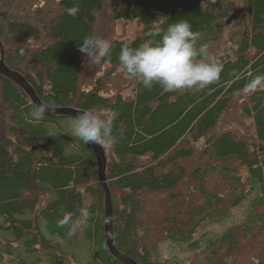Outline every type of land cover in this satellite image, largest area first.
<instances>
[{
  "label": "trees",
  "instance_id": "16d2710c",
  "mask_svg": "<svg viewBox=\"0 0 264 264\" xmlns=\"http://www.w3.org/2000/svg\"><path fill=\"white\" fill-rule=\"evenodd\" d=\"M130 17L141 28L120 39L117 22ZM181 19L198 46L221 41L210 56L218 82L145 89L121 68V48L158 41ZM86 36L109 39L110 59L90 63L78 50ZM1 51L42 103L118 113L104 150L119 252L137 264H264V85L245 91L264 75V0H0ZM34 106L0 74V264H83L80 246L94 264H124L105 241L92 145L66 130L73 117L30 122ZM244 201L242 220L207 236ZM80 208L91 218L68 237L58 221ZM165 243L188 256L162 258Z\"/></svg>",
  "mask_w": 264,
  "mask_h": 264
},
{
  "label": "clouds",
  "instance_id": "9594fccd",
  "mask_svg": "<svg viewBox=\"0 0 264 264\" xmlns=\"http://www.w3.org/2000/svg\"><path fill=\"white\" fill-rule=\"evenodd\" d=\"M77 7L68 9L75 16ZM160 35L158 41H147L138 48L123 46L119 54L121 68L137 80L145 89L159 85L167 91L198 92L218 82L222 65L215 57L208 56L206 45H199V34L192 30L186 20L170 23ZM86 59L99 63L110 59L112 42L99 36H86L78 49ZM264 85V75L249 81L246 92H255ZM54 111L48 102L34 106L28 113L30 122L39 123L45 114ZM118 113L111 111L105 115L93 109L78 112L72 121V134L83 144H96L110 148L116 143L113 135V121ZM122 135V133H121ZM88 208H80L78 215L65 214L58 227H67V236H75L91 218Z\"/></svg>",
  "mask_w": 264,
  "mask_h": 264
},
{
  "label": "water",
  "instance_id": "95a60500",
  "mask_svg": "<svg viewBox=\"0 0 264 264\" xmlns=\"http://www.w3.org/2000/svg\"><path fill=\"white\" fill-rule=\"evenodd\" d=\"M0 74L3 76L13 80L18 85H20L26 93L30 96V98L33 100V102L36 105L43 104L39 98L37 97L33 87L31 84L26 81L18 72L12 71L8 69L4 62H3V51H1L0 56ZM54 111L48 112L46 114L48 115H56V116H68L75 118L76 114L78 112H81V110L73 109V108H67V107H53ZM94 150V154L98 163V178L99 182L101 183L104 193H105V202H106V219H105V225H104V237L105 241L107 243L108 249L111 252V254L119 259L124 264H137L131 257L119 252L116 247L114 246L113 242V235H112V208H111V195L108 188V185L106 183L105 178V166H106V156L105 151L102 148V146L91 144Z\"/></svg>",
  "mask_w": 264,
  "mask_h": 264
},
{
  "label": "rangeland",
  "instance_id": "374dc122",
  "mask_svg": "<svg viewBox=\"0 0 264 264\" xmlns=\"http://www.w3.org/2000/svg\"><path fill=\"white\" fill-rule=\"evenodd\" d=\"M140 28L141 27H138L137 25V19L130 17L125 22L124 21L117 22L116 33L120 39H126V38L131 39L135 36L136 30H139ZM220 44H221V41L219 40L218 42L211 43L209 46H207L209 57L213 54L214 51L217 50V47L220 46ZM71 121L73 120L69 119L67 121H64L63 125L66 128V130L68 129L71 130V125H72ZM71 134H72V130H71ZM246 210H247V203L246 201H244L242 204L235 207L229 216L211 225L208 231L209 235L207 234L206 235L210 237L219 236L227 227L235 223H238L240 220H242V218L245 215ZM176 249L171 247L167 243L163 244L160 249L161 257L162 258L172 257L180 261V260L185 259L188 256V253L182 250H179V249L176 250ZM77 250L81 253L82 257L84 258L83 264H94L92 260L90 259V257L85 254V249L83 247L80 246Z\"/></svg>",
  "mask_w": 264,
  "mask_h": 264
},
{
  "label": "bare ground",
  "instance_id": "6f19581e",
  "mask_svg": "<svg viewBox=\"0 0 264 264\" xmlns=\"http://www.w3.org/2000/svg\"><path fill=\"white\" fill-rule=\"evenodd\" d=\"M123 20V19H122ZM128 20V19H127ZM140 26V25H139ZM230 29H232V28H230ZM137 31V30H136ZM226 32V34L227 33H229V32H227V31H225ZM231 32V31H230ZM224 34V33H223ZM229 35V34H228ZM231 35V34H230ZM223 37H225V36H223ZM226 37H228L227 35H226ZM228 39V38H227ZM230 53V52H229ZM5 64V63H4ZM6 66V65H5ZM7 67V66H6ZM8 68V67H7ZM8 69H10V68H8ZM10 70H12V69H10ZM12 71H15V70H12ZM15 72H18V71H15ZM19 73V72H18ZM26 81H27V79L21 74V73H19ZM11 80V79H10ZM40 100V99H39ZM73 109H76V108H73ZM78 110H80V109H78ZM81 111H83V110H81ZM235 120V119H234ZM232 123V122H231ZM102 148L104 149V147L102 146ZM105 151V150H104ZM105 156H106V152H105ZM106 203V202H105ZM111 208H112V202H111ZM220 226V225H219ZM218 226V227H219ZM111 227H112V222H111ZM219 229V228H218ZM217 230V229H216ZM130 257V256H129ZM137 263V262H136Z\"/></svg>",
  "mask_w": 264,
  "mask_h": 264
}]
</instances>
